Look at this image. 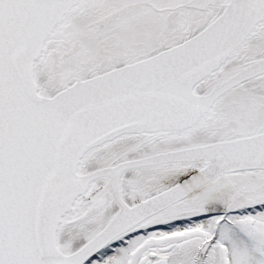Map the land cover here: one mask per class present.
<instances>
[{"label":"snow or ice","instance_id":"snow-or-ice-1","mask_svg":"<svg viewBox=\"0 0 264 264\" xmlns=\"http://www.w3.org/2000/svg\"><path fill=\"white\" fill-rule=\"evenodd\" d=\"M0 264H264V0H0Z\"/></svg>","mask_w":264,"mask_h":264}]
</instances>
